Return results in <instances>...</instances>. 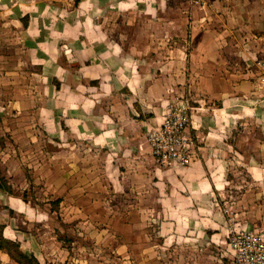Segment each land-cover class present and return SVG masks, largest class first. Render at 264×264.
I'll use <instances>...</instances> for the list:
<instances>
[{
    "label": "crops",
    "instance_id": "0c3cea01",
    "mask_svg": "<svg viewBox=\"0 0 264 264\" xmlns=\"http://www.w3.org/2000/svg\"><path fill=\"white\" fill-rule=\"evenodd\" d=\"M172 2L80 0L72 7L65 0H0L5 75L12 70L8 59L17 57L37 67L43 81L35 98H24L21 111L0 113V143L27 136L8 123L29 112L43 128L40 141L42 136L54 144L55 155H70L35 166L23 143L16 144L14 154L8 143L0 145L3 237L39 264L86 263L77 260V251L85 254L82 250L92 245L91 225L80 223L86 241L79 243L78 227H61L54 218L76 223L79 187L91 190L97 180L114 188L142 180L149 186L148 194L137 197L149 207L139 204L129 214L150 220L151 264H222L220 250L232 258L228 235L239 230L225 225L233 210L224 203L228 188L238 184L237 177L231 179L237 170L248 177L238 210L246 218L241 229L264 238V0H199L182 7ZM162 23L165 51H154L151 29ZM143 25L150 29L146 35ZM151 57H165V67L155 68ZM74 75L81 82L71 79ZM1 84L12 100L22 99L14 96V84ZM178 91L193 92L188 95L197 105L189 129L195 156L187 167L162 168L148 134L162 125L175 95L182 97ZM201 97L214 106L202 105ZM28 173L49 197L42 200L50 203L45 209L11 193L15 184L24 188ZM56 201L59 205L48 209ZM35 226L44 231L35 232ZM120 247L147 248L141 240ZM0 263L17 264L1 250Z\"/></svg>",
    "mask_w": 264,
    "mask_h": 264
},
{
    "label": "rangeland",
    "instance_id": "374dc122",
    "mask_svg": "<svg viewBox=\"0 0 264 264\" xmlns=\"http://www.w3.org/2000/svg\"><path fill=\"white\" fill-rule=\"evenodd\" d=\"M79 2L80 0H78L76 5ZM182 2L187 3L188 6L193 4H199V0L198 2H192L190 0H173L171 5L177 4L178 6L182 7ZM148 30H150L148 26L143 25L142 34L146 35L145 32ZM151 30H154L151 31V33L155 34L157 38L153 43L154 51H165V26L162 23L161 25H157V28H155L154 26ZM151 33L149 35H151ZM153 54L156 55V53ZM149 60L150 64L157 69L158 67H165L167 62V59L165 57H151L149 58ZM6 65L8 67L12 66V70H8L9 74L5 75L6 66L0 64V101L3 102L0 104V113L2 114L9 113L13 110L18 112L21 111L23 109L22 104L24 102V98H26L27 101L31 99V95L35 98L37 96L38 90L40 92V87L43 85L41 73L37 67L27 66L21 61L20 58L17 57H10ZM78 76L82 77V75L80 74H78ZM182 76L183 75L174 74V77L176 78L181 79ZM32 77L34 80L31 79ZM71 79H73L75 82H81V79H79V77L77 78L76 75L72 76ZM29 80H33L31 86L25 84V82ZM159 80L164 82V75L163 77H161L159 73ZM5 82H7L8 87H11V85L14 84V96L22 99L12 100L10 95L3 90V85L1 83ZM16 86L18 87L17 89ZM25 88H27L28 90L26 91ZM182 92L183 91L177 92L178 94L182 95V97L180 98L179 95H175V98H177L178 100H174L172 104L170 103V105H168L166 109V114L169 112L170 109L178 106L188 107L189 112H193L192 108H195V106L197 105L192 103V99L188 95H192L193 92L185 91L184 94H182ZM200 99L201 101H203L201 102L202 105L207 107L214 106V104H211L209 99L206 100V98L202 97ZM31 101L35 102V100ZM26 114H28V116L30 117H26L24 119V115ZM16 116H18V118L13 117L14 121L8 123V125L11 127L12 130L13 126H18L17 129L19 130V133H25L27 136L22 139H19L17 142L9 138L2 139L3 142L0 143V145L5 146L6 143H8L9 150L12 152V154H14L13 148L16 146V144L23 143L22 146L28 148V151L31 152L27 156V158L29 157V160L33 164H35V166H37L38 162H54L55 156L61 157L62 160H64V158L66 157L70 158V155L68 153H61L55 155L53 151L54 144L49 143L47 138L45 139L41 136V138H43L44 140L40 141L38 132L41 131V129L43 128L41 127V125L39 126L35 122V118L33 117V115H31L29 112H22L21 114L17 113ZM66 142L67 140L63 141V143L57 141V143L60 145H64L66 144ZM94 154V161L101 163V155L97 153ZM22 163H24V167H27V160L24 159ZM234 175L231 179L234 180L237 177L236 181L238 182V184L237 186L233 184L228 188L227 196L230 197L227 198L228 200H226L224 203L227 207L232 209L233 212L231 213L232 216L226 219L225 225L229 226L230 224H232L236 229L238 228L239 231L235 233L232 232V234L229 233V244L231 242V238L234 235L246 233L244 229H241V225L243 222H245L246 218L245 216L240 215L238 213V210L241 209V203H244L243 200L246 189L245 182H247L248 177L246 176V172H244L243 170L235 171ZM32 177V174L28 173L26 181H23L24 188H21V184L17 186L15 184V188L11 190V193L17 196H21L22 198L24 197L27 200H32L33 205L45 209V207L43 206L50 203H45L42 200H48L49 197H47L41 191L44 189V187L41 186V184H37L36 178ZM100 181L102 180H97V182H94V184L90 187L91 190H85L86 186L79 187V189H81V192L78 196V218L76 223L65 222L64 218L60 215L55 216L54 218L55 221L57 220L58 222H60L61 227L66 228V226L70 225L72 227H78L79 243L82 240L86 241L83 239V233L80 231V228L82 227L80 223L88 222V224H90L93 228L94 232L92 234L93 237L91 239L92 245L87 247V249H89L88 251L82 250V252L85 254H82L81 251L78 250L77 260L79 261V258H84V260H86L85 264H151V255L149 254L150 251L148 249V244L151 238L150 220L148 217H133V214H129V211L137 210L139 204L140 206L143 205V207H145L146 209L149 207L148 201H137V197L140 196V192L141 195L148 194L149 186H145V182L142 180L141 185H131L114 188L113 186L101 185L100 183H98ZM240 183L243 184L241 185ZM40 193L42 194L40 195ZM54 204H56V202H51V206L48 209L53 210V208L58 205V203L57 205ZM23 222L24 220H19L17 223L18 227L24 230L25 224L23 225ZM32 229L35 232L39 233H42L44 231V228L41 229L37 226L32 227ZM67 236L68 235H66V237ZM80 236L82 237V239L80 238ZM138 240H141L142 243L147 246V248H143L141 250H133L131 248H127L123 250V248L120 247L121 244H124V242ZM103 241H105V243H102ZM232 251L234 252L233 249ZM12 253L13 255H17L15 253V250H13ZM217 254L222 257V264H234V253L232 258L229 256V253L226 250H220V252H217ZM79 255H81L82 257H79ZM153 259L154 258H152V260ZM193 259H195V257H193Z\"/></svg>",
    "mask_w": 264,
    "mask_h": 264
},
{
    "label": "built area",
    "instance_id": "2783aa9c",
    "mask_svg": "<svg viewBox=\"0 0 264 264\" xmlns=\"http://www.w3.org/2000/svg\"><path fill=\"white\" fill-rule=\"evenodd\" d=\"M75 4L78 0H65ZM198 2V0H190ZM192 116L188 107L178 106L169 110L162 125L148 134L152 155L158 165L169 168L173 165L187 167L195 156V141L189 129ZM234 264H264V238L254 232L236 234L231 238Z\"/></svg>",
    "mask_w": 264,
    "mask_h": 264
},
{
    "label": "trees",
    "instance_id": "16d2710c",
    "mask_svg": "<svg viewBox=\"0 0 264 264\" xmlns=\"http://www.w3.org/2000/svg\"><path fill=\"white\" fill-rule=\"evenodd\" d=\"M0 187H4L0 185ZM59 205L60 201H56ZM0 250L7 251L11 258L14 259L17 264H39V262L33 256H28L19 250L18 244L8 241L3 237V226L0 225ZM15 250L17 255H13L12 251Z\"/></svg>",
    "mask_w": 264,
    "mask_h": 264
},
{
    "label": "water",
    "instance_id": "95a60500",
    "mask_svg": "<svg viewBox=\"0 0 264 264\" xmlns=\"http://www.w3.org/2000/svg\"><path fill=\"white\" fill-rule=\"evenodd\" d=\"M70 5H71L72 7H74V6H75V4H72V3H70Z\"/></svg>",
    "mask_w": 264,
    "mask_h": 264
}]
</instances>
